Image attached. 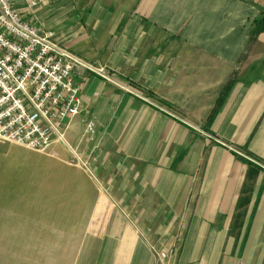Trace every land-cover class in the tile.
<instances>
[{"label": "crops", "instance_id": "crops-1", "mask_svg": "<svg viewBox=\"0 0 264 264\" xmlns=\"http://www.w3.org/2000/svg\"><path fill=\"white\" fill-rule=\"evenodd\" d=\"M14 1L111 77L66 146L0 142V264H264V0Z\"/></svg>", "mask_w": 264, "mask_h": 264}, {"label": "built area", "instance_id": "built-area-1", "mask_svg": "<svg viewBox=\"0 0 264 264\" xmlns=\"http://www.w3.org/2000/svg\"><path fill=\"white\" fill-rule=\"evenodd\" d=\"M25 2L30 9L38 5V0ZM89 72L111 77L104 67L62 46L53 32L27 21L14 0H0L1 143L38 152H46L55 142L65 145L66 130L80 112V78ZM96 127L89 122L84 135L95 134ZM70 151L72 162L81 165L79 155ZM165 257L160 254V261Z\"/></svg>", "mask_w": 264, "mask_h": 264}, {"label": "trees", "instance_id": "trees-1", "mask_svg": "<svg viewBox=\"0 0 264 264\" xmlns=\"http://www.w3.org/2000/svg\"><path fill=\"white\" fill-rule=\"evenodd\" d=\"M254 25V33L259 34L264 32V13H262L261 17L253 22Z\"/></svg>", "mask_w": 264, "mask_h": 264}, {"label": "rangeland", "instance_id": "rangeland-1", "mask_svg": "<svg viewBox=\"0 0 264 264\" xmlns=\"http://www.w3.org/2000/svg\"><path fill=\"white\" fill-rule=\"evenodd\" d=\"M76 165H78V164H76ZM82 167H83L84 169H87V166L84 165V164H82Z\"/></svg>", "mask_w": 264, "mask_h": 264}]
</instances>
